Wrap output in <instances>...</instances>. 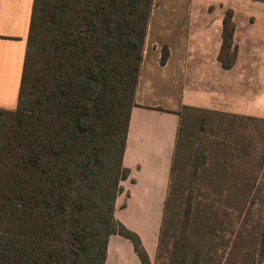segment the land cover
<instances>
[{"label":"trees","instance_id":"trees-1","mask_svg":"<svg viewBox=\"0 0 264 264\" xmlns=\"http://www.w3.org/2000/svg\"><path fill=\"white\" fill-rule=\"evenodd\" d=\"M152 5L153 0H33L17 104L0 108V264H104L110 234L129 239L140 263L150 264L139 236L115 219L114 203L128 175L122 156ZM232 30L227 10L219 53L224 67L235 54ZM167 54L162 46L160 64ZM188 110L217 112L191 106L178 112L158 264H206L211 249L207 208L197 209L195 233L192 188L184 194L172 170ZM228 126V134L217 136L225 148L237 147L243 164L256 155L264 160V136L260 139L256 128L243 126L247 135L230 143ZM239 177L249 179L242 172ZM215 193L220 206L226 196L221 188ZM172 200L180 211H170ZM220 224L216 220V229L209 230L213 237L221 238ZM252 230L245 228L246 236ZM230 234L229 264L235 257L248 264L250 254L233 252L239 232Z\"/></svg>","mask_w":264,"mask_h":264},{"label":"crops","instance_id":"crops-1","mask_svg":"<svg viewBox=\"0 0 264 264\" xmlns=\"http://www.w3.org/2000/svg\"><path fill=\"white\" fill-rule=\"evenodd\" d=\"M33 0H0V108L14 109ZM231 12L233 63L219 59ZM167 47L164 64L161 48ZM122 164L128 175L114 217L135 232L153 262L184 106L264 120V2L153 0ZM104 264H141L131 241L107 239Z\"/></svg>","mask_w":264,"mask_h":264},{"label":"rangeland","instance_id":"rangeland-1","mask_svg":"<svg viewBox=\"0 0 264 264\" xmlns=\"http://www.w3.org/2000/svg\"><path fill=\"white\" fill-rule=\"evenodd\" d=\"M186 112L183 118L184 132L180 135L181 142L175 155L172 170L175 174V184L177 187L185 189L184 194H186L188 188H192L193 208L191 218L195 233L198 232L199 227L197 209L201 204L207 208L205 215L206 241L209 244L210 240L212 241L211 249L209 247L206 253V264H229L228 257H226L229 254V247H226V245H229V240L226 237L228 233L230 234V231L235 232V230L239 234L233 242L235 244L233 252L239 255L242 253L250 254L248 264H260V261L263 264L264 160L260 162L258 159L260 155H256L250 164L241 163L242 158L236 150L237 147L225 148L223 143L219 142L217 136L228 134L227 130L230 128L228 126L230 123L232 128V133L228 137L231 140L230 143L240 138L242 134L247 135L245 128H243L245 125L256 128L260 139H262L264 136V122H246L241 118L231 117V115L219 111L188 110ZM224 141H227V139ZM252 170H256L254 174ZM244 171L246 172L243 173ZM240 172L249 179L242 182L239 177ZM250 178L251 182L249 181ZM187 180H190V182L188 183ZM218 188H221L220 195L226 196L220 206L214 204L217 203L215 202L217 200L215 191ZM217 208L220 209L219 214L221 217L216 213ZM169 209L170 211H180L181 206L177 200H172ZM225 211H228L227 215L223 214L226 213ZM218 219L221 221L222 233L220 231H217V233L220 234L221 238L213 237L209 231L212 228L213 230L216 229L215 224ZM251 225L256 230H252L249 233L250 236H246L245 228L248 229ZM149 262L150 264H158L156 251L153 262ZM161 262H164V260H160ZM234 263L239 264V258L236 259L235 257Z\"/></svg>","mask_w":264,"mask_h":264}]
</instances>
